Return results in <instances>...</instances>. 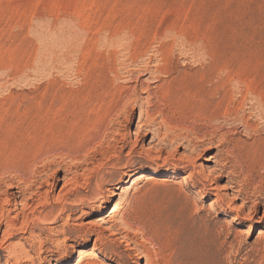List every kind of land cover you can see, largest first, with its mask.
<instances>
[{"label": "rangeland", "instance_id": "obj_1", "mask_svg": "<svg viewBox=\"0 0 264 264\" xmlns=\"http://www.w3.org/2000/svg\"><path fill=\"white\" fill-rule=\"evenodd\" d=\"M81 227L95 260L55 247ZM152 236L264 264V0H0V264H145Z\"/></svg>", "mask_w": 264, "mask_h": 264}, {"label": "bare ground", "instance_id": "obj_2", "mask_svg": "<svg viewBox=\"0 0 264 264\" xmlns=\"http://www.w3.org/2000/svg\"><path fill=\"white\" fill-rule=\"evenodd\" d=\"M225 72V71H224ZM225 77V76H224ZM223 78V77H222ZM252 92V91H251ZM254 93V92H253ZM150 96V95H149ZM224 96V95H223ZM254 97H256V96H254ZM256 101V100H255ZM121 103V102H120ZM119 105V104H118ZM119 108V107H118ZM148 112V111H147ZM143 114H145V113H143ZM142 115V114H141ZM175 119V118H174ZM191 120V119H190ZM179 121V120H178ZM192 121V120H191ZM207 121V120H206ZM166 122V121H165ZM164 122V123H165ZM172 122V121H171ZM193 122V121H192ZM168 125L170 126V122L168 121ZM204 123V122H203ZM166 124V123H165ZM172 124V123H171ZM174 124L175 125H177V122L175 123L174 122ZM179 125V124H178ZM177 125V126H178ZM177 126H175V128H173V129H171V130H169L168 129V135L167 136H165V137H167L168 138V140L167 141H170V142H173V143H178L181 139H180V137H181V134H180V130H182V129H180V128H178ZM193 126V125H192ZM174 127V126H173ZM179 127H181L180 125H179ZM182 128V127H181ZM206 129V128H205ZM200 130V129H199ZM198 130V131H199ZM190 134V133H189ZM189 136V135H188ZM206 134H204V135H202V136H197L196 137V140L198 139V140H203V139H205L206 138ZM210 139V138H209ZM208 139V140H209ZM89 141V140H88ZM210 141V140H209ZM202 142V141H201ZM187 147H193V145H194V143H195V141H194V139H192L191 137H189V138H187ZM209 143V142H208ZM210 144H211V142H210ZM226 144V143H225ZM54 145V144H53ZM59 145H60V143H59ZM219 146V145H218ZM56 147V146H55ZM58 147V146H57ZM63 147V146H62ZM61 147V148H62ZM69 147V146H68ZM49 148V147H48ZM65 148H67V147H65ZM64 148V149H65ZM70 148V147H69ZM63 149V148H62ZM50 150V149H49ZM53 150H55V148L53 149ZM52 150V151H53ZM58 150H59V148H58ZM61 150V149H60ZM67 150V149H66ZM72 150V149H71ZM236 150H237V148H236ZM52 151H50V152H52ZM61 151H63V150H61ZM68 151V150H67ZM49 152V151H48ZM55 152H57V150L55 151ZM233 152V151H232ZM231 152V153H232ZM229 153V152H228ZM73 160H75V159H73ZM78 160V159H77ZM75 161V162H78V161ZM80 160V159H79ZM76 164V163H75ZM241 165V164H240ZM224 169V168H223ZM242 169V168H241ZM156 173L155 174H159V172H157V171H155ZM223 174V173H222ZM104 193H103V190H102V187L101 186H96V187H94L92 190H91V192H90V195H86V196H84V199L81 201V205H84L85 203H86V205L87 206H90V207H92L93 208V206H94V204L95 203H98L97 205H98V207H100V205L102 204V200H103V198H104ZM52 205V204H51ZM46 206V205H45ZM48 206H50V204L48 203ZM50 209H54L53 208V206H50ZM59 213L60 214H62L63 213V210L62 209H60L59 210ZM59 213H58V215H59ZM62 216V215H61ZM131 217V218H130ZM130 217H129V215L128 214H122V216H121V222L123 223V224H126L127 225V227H128V229H131L132 227H131V225H129V222H130V220L132 219V216L130 215ZM60 218V217H59ZM192 218V217H191ZM66 219V218H65ZM69 219H70V217H68V221H69ZM135 219H137L136 217H135ZM138 220V219H137ZM184 220V219H183ZM186 220V222H189V223H192L191 221H188L187 219H185ZM184 220V221H185ZM67 222V221H66ZM65 222V223H66ZM138 222V221H137ZM139 225V224H138ZM143 228H145V226H142ZM141 230V229H140ZM93 231H95V230H93ZM93 231H90L89 229H85V228H72V229H67V230H65V229H61L60 231H57L56 232V239H54L53 240V242L55 243V247H56V249L57 250H59L60 248L62 249V248H64L65 249V246H66V244H64L65 243V240H61L60 241V239H59V237L60 236H65V234H73V235H75L74 236V240H73V243H74V245L72 246V247H78L79 249H83L85 246H86V244H87V242L89 241V237L91 236V235H94L95 236V239H94V245H93V251L90 253V257L93 259V260H95L96 258H97V254L95 253V250H97L101 245L102 246H105V248H109L110 246L107 244V239L104 237V233L105 232H103V231H96V232H93ZM148 234V233H147ZM151 237V236H150ZM152 238H153V240H155V242H156V248H154V250H155V252H146V251H140L139 253H140V258H142V259H145V264H161V261L163 260V256H164V252H163V248H162V244L157 240V237H155V236H152ZM156 238V239H155ZM16 251V250H15ZM78 252H82V251H78ZM11 253V252H10ZM152 254H154V255H152ZM154 256V258L152 259V258H150V256ZM86 257V256H85ZM84 260V259H83ZM83 260H79V262L80 263H78V264H81V262L83 261ZM89 264H96L94 261H91V263H89ZM120 264H123V263H120Z\"/></svg>", "mask_w": 264, "mask_h": 264}]
</instances>
